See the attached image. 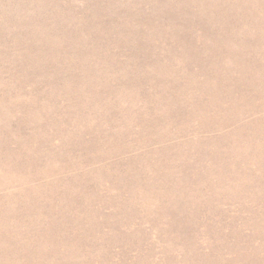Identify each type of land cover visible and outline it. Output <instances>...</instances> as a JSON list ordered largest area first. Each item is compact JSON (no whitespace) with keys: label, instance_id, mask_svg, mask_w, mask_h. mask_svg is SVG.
I'll return each mask as SVG.
<instances>
[{"label":"rangeland","instance_id":"1","mask_svg":"<svg viewBox=\"0 0 264 264\" xmlns=\"http://www.w3.org/2000/svg\"><path fill=\"white\" fill-rule=\"evenodd\" d=\"M0 264H264V0H0Z\"/></svg>","mask_w":264,"mask_h":264}]
</instances>
